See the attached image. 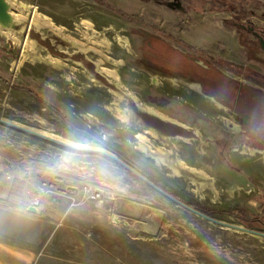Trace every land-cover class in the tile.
Returning a JSON list of instances; mask_svg holds the SVG:
<instances>
[{
  "label": "rangeland",
  "instance_id": "obj_1",
  "mask_svg": "<svg viewBox=\"0 0 264 264\" xmlns=\"http://www.w3.org/2000/svg\"><path fill=\"white\" fill-rule=\"evenodd\" d=\"M7 1L61 35L15 23L14 42L0 28V120L82 149L0 122V232L25 228L30 206L45 225L36 264H264V237L203 218L89 150L212 219L250 229L229 215L242 207L264 229V154L231 133L225 163L227 114L188 85L231 104L234 78L264 82L258 38L235 26L264 31V0ZM202 53L219 69L197 65Z\"/></svg>",
  "mask_w": 264,
  "mask_h": 264
},
{
  "label": "crops",
  "instance_id": "obj_2",
  "mask_svg": "<svg viewBox=\"0 0 264 264\" xmlns=\"http://www.w3.org/2000/svg\"><path fill=\"white\" fill-rule=\"evenodd\" d=\"M187 45L190 46L189 44ZM194 49L201 51V49L198 48L197 46H195ZM195 56L196 58L194 60L197 65L202 66V64H200L199 62L208 61L210 62L212 67L219 69V65L216 64V62H218L217 59H214L212 57L207 58L208 55L204 53H202L201 56L200 55L199 56L195 55ZM226 63L229 64L231 62H226ZM204 68L206 67L204 66ZM238 76H241V75L238 74ZM233 81L235 83L234 90H233L234 99L231 104L228 103L226 97H220V95L217 92H209L208 93L209 95L203 94L204 92H208V91H204L205 85L195 84L199 86L200 88L199 90L191 86V84L193 83H188V85L194 90H196V92H198L200 95H202L204 99H208L209 100L208 102L212 103L217 110L223 111L224 113L227 114V117H224L223 115L221 117L225 121L224 124L227 129L225 130V133L228 136L226 138L225 143L222 146H225L227 141H232V147L227 153L228 158L230 156V153L236 150L235 141L233 137L230 136L231 133L236 134L240 138L241 143L243 144L244 148L247 149L250 154H256V153L264 154V137L263 136L258 137V142H260L258 145L257 144L255 145L247 144L246 140L248 139V137H247V130L245 127V117H244L245 115L244 113L246 111L248 113L252 112L251 114L253 116L263 121L264 123V100L262 102H255L256 104H258L257 107L255 106L252 107V105L254 104V102L252 101L243 102V99H244L243 96L251 95L252 89L256 91H261L262 93H264V87L260 86L259 84L248 83L238 78H234ZM255 95H256V92H255ZM243 110H244V113H243ZM162 121H167L168 123L177 125L185 130L188 129L186 126H182L176 121H172L168 117L166 120L162 119ZM227 123H230V125L228 126ZM235 125L241 126L242 130L238 131V129H233V126ZM194 134L196 135V133ZM222 146L218 144V149L220 150ZM251 150H254V151L251 152ZM218 153L220 155V151ZM224 162L227 163L228 161H224ZM29 209H30V206H28L26 210L24 211V216L26 217V219L24 218L25 219L24 221L20 220L21 221L20 223H25L26 225L25 228L18 226V228H13L12 230H2L0 232V264H36L37 263L38 258L40 256V252L42 251V244H40V241H39V233L45 227V225L42 224L43 223L42 221L40 220L37 221V219L34 217L38 209L35 208L37 210L35 213L30 212Z\"/></svg>",
  "mask_w": 264,
  "mask_h": 264
},
{
  "label": "water",
  "instance_id": "obj_3",
  "mask_svg": "<svg viewBox=\"0 0 264 264\" xmlns=\"http://www.w3.org/2000/svg\"><path fill=\"white\" fill-rule=\"evenodd\" d=\"M12 11V4L10 2H8L7 0H0V28L2 29H15V20H14V17L11 13ZM235 26L237 28H240L242 30H247L248 32H250L251 34H253L256 38H258L259 40V43H260V47L261 49L264 51V38L260 35V33L258 31H256V29L252 26H247L246 24H240V23H235ZM0 122L2 123H5L9 126H12V127H15V128H18L20 130H23L25 132H28V133H31V134H34V135H37L39 137H42L46 140H49V141H52V142H55V143H58L60 145H63V146H66V147H69V148H74V149H82V148H78V147H75V146H72V145H69V144H66L62 141H59V140H56L54 138H51V137H48V136H45V135H42L40 133H37V132H34V131H31V130H28V129H25V128H22L20 126H17L15 124H12V123H8L6 121H3V120H0ZM227 125L229 126L230 123H227ZM233 129H238V131H241L242 128L241 126H233ZM91 151H97V152H100L108 157H111L115 160H117L119 163H121L123 166H125L126 168H128L129 170H131L132 172H134L135 174H137L140 178H142L143 180H145L146 182H148L151 186H153L154 188H156L157 190H159L160 192H162L163 194H165L166 196H168L169 198H171L172 200H174L176 203H178L179 205H181L182 207L196 213L197 215L199 216H202L203 218H206L220 226H223V227H227V228H232V229H235V230H238V231H242V232H245V233H251V234H254V235H260L262 237H264V233H261V232H258V231H254V230H251V229H247V228H244L242 226H236V225H231V224H227V223H224V222H221V221H218V220H215V219H212L206 215H204L203 213L195 210L194 208L188 206L187 204L179 201L178 199H176L174 196L166 193L165 191H163L162 189H160L159 187H157L156 185H154L151 181H149L147 178L143 177L142 175H140L137 171H135L133 168H131L130 166H128L126 163H124L122 160L118 159L117 157L103 151V150H95V149H89ZM254 150H251V152H253ZM30 212H33L35 213L37 210L35 208H30L29 209Z\"/></svg>",
  "mask_w": 264,
  "mask_h": 264
},
{
  "label": "trees",
  "instance_id": "obj_4",
  "mask_svg": "<svg viewBox=\"0 0 264 264\" xmlns=\"http://www.w3.org/2000/svg\"><path fill=\"white\" fill-rule=\"evenodd\" d=\"M212 5H213L212 6L213 10L218 9V5H216V4H212ZM240 7H241L240 12H244L245 9L243 8V6H240ZM188 47L191 48V46H188ZM257 84L264 87V82L258 81ZM251 92H252L251 95L243 96V98H244V99L242 98L243 102L252 101V102H254V104H256L255 102H262L264 100V93H262L261 91H256V90L252 89ZM255 92H256V95H255ZM254 104L252 105V107L258 106V104H256V105H254ZM243 113H244V110H243ZM251 113H248L247 111L244 113L245 114L244 115L245 127L247 130V137H248L246 142L249 145H255V144L258 145L260 143V142H258V137L259 136L264 137V123H263V121L259 120L255 116H253ZM231 147H232V141H227L226 145L221 147L220 155H221V158L223 161H228L227 153L229 152ZM172 196H174L175 198H178V196H176V195L172 194ZM186 203L188 204V206L190 205V207L197 209L201 213H203L205 215H210L209 212H206L204 209H201L199 207V204L189 203V202H186ZM229 215L233 216L241 224L245 225L246 227H248L250 229L264 231V229H262L260 226H258L255 223V221H256L255 215L251 214L250 212H248L246 209H244L242 207H236V208L231 209Z\"/></svg>",
  "mask_w": 264,
  "mask_h": 264
},
{
  "label": "bare ground",
  "instance_id": "obj_5",
  "mask_svg": "<svg viewBox=\"0 0 264 264\" xmlns=\"http://www.w3.org/2000/svg\"><path fill=\"white\" fill-rule=\"evenodd\" d=\"M12 12V11H11ZM20 13V12H19ZM22 13H20L19 15H13L15 23H17L18 25L21 24H26V26L29 27H33L37 30H47V31H51L53 33H56L58 35H61V31L58 30L54 25H52L49 21H47V19L42 18L40 15L34 16L32 19L27 20L25 19L22 15ZM16 25V24H15ZM2 29V28H1ZM9 30H14V29H4L2 32L5 36H7V38H9L11 41L17 42V35L15 33H13L12 31L10 32ZM15 31V30H14ZM81 50L83 52H88L89 48H81ZM50 61L54 62V63H59V60L54 59V58H50ZM100 64V63H99ZM56 65V64H54ZM103 71V73L109 77L110 79H112L113 81H118V75L115 71L113 70H108V69H101ZM137 100V99H136ZM146 111H148L151 114H154L156 116H160L161 115L156 112L155 110H153L150 107H145L144 108ZM118 117L124 119L126 118L124 115L122 114H118ZM123 121V120H122ZM141 137V136H140ZM142 139H144V137H141ZM142 149L147 153L150 154L152 157L155 158L157 163L163 164L166 163L164 158L159 154V153H153L147 150V148L142 147Z\"/></svg>",
  "mask_w": 264,
  "mask_h": 264
},
{
  "label": "flooded vegetation",
  "instance_id": "obj_6",
  "mask_svg": "<svg viewBox=\"0 0 264 264\" xmlns=\"http://www.w3.org/2000/svg\"><path fill=\"white\" fill-rule=\"evenodd\" d=\"M249 24H251V23H249ZM251 26H253L252 24H251ZM256 30L260 33V35L264 38V31H262V30H259V29H257L256 28Z\"/></svg>",
  "mask_w": 264,
  "mask_h": 264
},
{
  "label": "built area",
  "instance_id": "obj_7",
  "mask_svg": "<svg viewBox=\"0 0 264 264\" xmlns=\"http://www.w3.org/2000/svg\"><path fill=\"white\" fill-rule=\"evenodd\" d=\"M97 196H99V195H97Z\"/></svg>",
  "mask_w": 264,
  "mask_h": 264
}]
</instances>
